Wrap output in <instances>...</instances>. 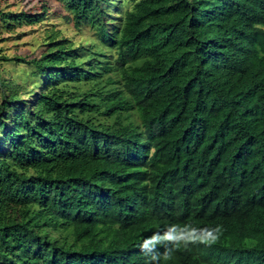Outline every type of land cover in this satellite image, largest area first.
<instances>
[{"label":"trees","instance_id":"1","mask_svg":"<svg viewBox=\"0 0 264 264\" xmlns=\"http://www.w3.org/2000/svg\"><path fill=\"white\" fill-rule=\"evenodd\" d=\"M58 1L94 36L0 56V264H160L169 224L219 238L161 264H264V0Z\"/></svg>","mask_w":264,"mask_h":264},{"label":"rangeland","instance_id":"2","mask_svg":"<svg viewBox=\"0 0 264 264\" xmlns=\"http://www.w3.org/2000/svg\"><path fill=\"white\" fill-rule=\"evenodd\" d=\"M43 3L49 7V15L41 23L23 25L15 31H7L0 25V56L2 54L7 56L19 54L28 57L39 55L42 50L43 37L49 28H60L63 36L72 38L76 43H82L94 36L93 30L89 27L83 24L81 28L77 27L71 20L72 16L69 19L66 18L67 12L58 0H0V9L5 12L20 11L21 9L35 10ZM115 16L118 15L115 14ZM0 65L9 72V75L20 82H24L27 76L29 80L31 79L29 76L31 65L28 63L0 59Z\"/></svg>","mask_w":264,"mask_h":264},{"label":"clouds","instance_id":"3","mask_svg":"<svg viewBox=\"0 0 264 264\" xmlns=\"http://www.w3.org/2000/svg\"><path fill=\"white\" fill-rule=\"evenodd\" d=\"M219 232V225L214 228H198L188 224L183 226L169 224L163 230L155 231L152 235L145 237L139 244V248L150 257L151 262L160 261L161 264V260H170L173 253L181 247L187 249L193 244L212 246L218 240ZM161 247L164 248L163 253L158 251Z\"/></svg>","mask_w":264,"mask_h":264}]
</instances>
